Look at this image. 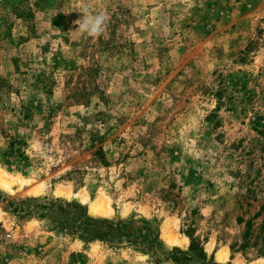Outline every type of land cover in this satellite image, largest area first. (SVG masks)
<instances>
[{
    "label": "rangeland",
    "instance_id": "rangeland-1",
    "mask_svg": "<svg viewBox=\"0 0 264 264\" xmlns=\"http://www.w3.org/2000/svg\"><path fill=\"white\" fill-rule=\"evenodd\" d=\"M263 202L264 0H0V264H175L188 230L264 264Z\"/></svg>",
    "mask_w": 264,
    "mask_h": 264
},
{
    "label": "trees",
    "instance_id": "trees-1",
    "mask_svg": "<svg viewBox=\"0 0 264 264\" xmlns=\"http://www.w3.org/2000/svg\"><path fill=\"white\" fill-rule=\"evenodd\" d=\"M94 155H97L99 158H103V151L102 147L98 146L94 152ZM264 210V202L259 207V210L255 213V217L261 216L262 211ZM84 222V220L82 221ZM110 227L112 225L108 223H102V225H94L93 229L90 232L93 234L94 237L99 238L101 240L107 239L106 236L109 231L105 229V227ZM253 222L252 219H248L245 221V228L243 230L242 239L240 246L242 248L246 247L250 242L251 239L253 244H258L257 253L264 256V217H261V222L258 224L257 229H253ZM187 236L189 237V247L186 251H183L177 247H174L173 250L170 252L169 259L174 262L175 264H233L231 262L227 263H219L213 262L212 259H208L206 253L204 252L202 243L199 239L193 236L191 230L187 231ZM195 259V262L192 260Z\"/></svg>",
    "mask_w": 264,
    "mask_h": 264
},
{
    "label": "clouds",
    "instance_id": "clouds-1",
    "mask_svg": "<svg viewBox=\"0 0 264 264\" xmlns=\"http://www.w3.org/2000/svg\"><path fill=\"white\" fill-rule=\"evenodd\" d=\"M79 11L83 13V16L81 19L74 21V24L78 25L75 31L88 36H99L103 34L110 20V17L105 11L95 13H89L86 9H79Z\"/></svg>",
    "mask_w": 264,
    "mask_h": 264
},
{
    "label": "bare ground",
    "instance_id": "bare-ground-1",
    "mask_svg": "<svg viewBox=\"0 0 264 264\" xmlns=\"http://www.w3.org/2000/svg\"><path fill=\"white\" fill-rule=\"evenodd\" d=\"M168 238L171 239L170 237H168ZM219 257L222 259H225L227 257V255L224 252H221V253H219Z\"/></svg>",
    "mask_w": 264,
    "mask_h": 264
}]
</instances>
